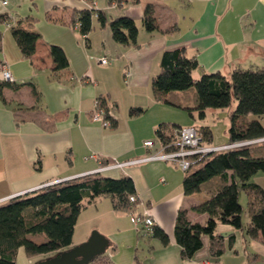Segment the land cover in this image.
<instances>
[{
    "label": "crops",
    "instance_id": "crops-1",
    "mask_svg": "<svg viewBox=\"0 0 264 264\" xmlns=\"http://www.w3.org/2000/svg\"><path fill=\"white\" fill-rule=\"evenodd\" d=\"M1 1L0 64H6L15 82L8 83L0 75V203L89 173L127 175L134 183L135 207L115 210L108 196L96 198L80 211L72 243L63 250L83 243L96 230L108 240L104 254L112 264H264L260 233L251 238L243 229L221 223L215 232L222 236L232 231L230 248L225 238L222 254L215 257L210 253L209 237L202 235L201 247L189 259L181 257L173 236L176 213L184 209L189 220L203 223L206 213L193 207L209 194H184V171L175 164L162 160L122 167L101 164L146 155L148 150L142 143L152 139L158 144L155 130L159 123L180 127L206 124L212 132V145L228 142L226 128L235 100L226 108L205 109L202 120L193 119L186 110L196 104L192 87L168 92L165 102L154 98L151 80L160 71L162 52L176 47L196 59L194 79L202 73L226 75L236 68L263 67L264 0H122L120 4L108 0ZM146 4L153 6L160 30L143 27ZM90 7L103 11L107 20L100 26L94 14L93 29L81 35L76 19L81 10ZM124 15L134 19L138 29L133 45L114 41L107 23ZM11 26L39 34L31 56L21 53ZM50 44L62 48L66 67L53 69ZM103 55L109 58L108 65L98 63ZM15 84L18 86L12 87ZM98 97L105 98L110 107L115 119L112 127L91 119ZM193 115L196 117L195 112ZM252 118L255 116H248ZM258 119L264 128V114ZM251 145H256L253 154L264 155V142ZM251 180L264 188V173L257 172ZM240 192L239 199L245 195ZM130 212H147L167 234L168 242L140 235L129 219ZM244 216L245 226L249 221L246 210ZM54 254L29 257L19 247L15 264H36Z\"/></svg>",
    "mask_w": 264,
    "mask_h": 264
},
{
    "label": "trees",
    "instance_id": "trees-1",
    "mask_svg": "<svg viewBox=\"0 0 264 264\" xmlns=\"http://www.w3.org/2000/svg\"><path fill=\"white\" fill-rule=\"evenodd\" d=\"M121 1L108 0L109 3L116 4ZM94 14L99 25H105L107 19L103 11L91 7L83 9L76 19L81 35H87L93 29ZM141 21L147 31L160 30L151 4L145 5ZM107 23L114 41L124 45L136 43L138 29L134 19L124 15L110 19ZM10 30L21 53L26 57L31 56L39 34L19 26H11ZM49 54L53 59L54 70L68 65L60 46L50 44ZM197 66L196 59L187 56L182 47L164 50L160 58V71L151 80L154 98L168 102L165 97L168 92L192 87L196 104L186 110L193 119L199 120L204 118L205 109L226 108L235 100L236 105L229 115V125L226 128L228 142L263 136L264 128L258 118L264 114V66L236 68L226 75L218 71L202 73L194 79L192 70ZM17 86L15 84L12 87ZM32 93L37 96L33 86ZM97 99L105 110L104 118L109 119V127H112L115 119L110 107L105 98ZM249 115H254L255 118L248 119ZM193 126L200 136V144L212 145L210 127L206 124ZM180 128L182 127L175 124L159 123L155 130L157 143L166 149L174 148L172 144L177 141ZM256 145L204 153L184 170L182 192L189 195L205 191L209 196L193 207L197 212L206 213L207 218L203 223L189 220L184 209H179L176 213L173 236L180 246L183 259H189L201 247L202 235L209 237L210 253L215 257L222 254L225 238L228 239L227 246L231 247L234 234L227 237L217 234L215 231L218 223L229 225L234 230L243 229L251 238L260 233L264 244V188L251 180L257 172L264 173V155L253 154L252 147ZM110 162L105 160L101 164ZM240 191L246 196L249 221L245 226L241 221L242 206L238 198ZM130 195L136 197L131 177H107L94 172L11 197L0 203V264H15L19 247L29 257L57 253L69 247L82 208L100 196H108L115 210L130 211L138 202L137 198L130 202ZM138 232L140 235L158 238L162 244L168 242L167 234L155 223L148 233L141 230ZM40 234L44 235L43 240L34 238ZM88 264L112 263L102 253Z\"/></svg>",
    "mask_w": 264,
    "mask_h": 264
},
{
    "label": "built area",
    "instance_id": "built-area-1",
    "mask_svg": "<svg viewBox=\"0 0 264 264\" xmlns=\"http://www.w3.org/2000/svg\"><path fill=\"white\" fill-rule=\"evenodd\" d=\"M2 4H6L7 0H2ZM79 25V22H76ZM100 65H108L110 60L107 56L103 55L98 58ZM0 75L2 80L8 83H14L15 79L10 73L5 63L0 64ZM105 110L100 106L99 99L94 101V108L91 112V119L100 123L103 127H109L110 121L104 118ZM264 142V135L255 137L253 139L238 140L234 142H226L219 145H201L200 136L197 133L194 126H184L178 130L177 141L172 145L174 148L166 149L163 145H155V141L152 139H146L143 141V146L148 150L147 154L140 158L130 159L128 161H114L109 163L116 167H122L124 165L140 163L148 160H162L175 164L180 170H187L192 163H194L198 157L204 153L218 150H225L240 146L251 145L255 143ZM106 164V165H109ZM134 195L129 196V201L135 200ZM130 221L136 226L137 230H141L144 233L150 231L151 226L154 224V219L147 213H128Z\"/></svg>",
    "mask_w": 264,
    "mask_h": 264
},
{
    "label": "water",
    "instance_id": "water-1",
    "mask_svg": "<svg viewBox=\"0 0 264 264\" xmlns=\"http://www.w3.org/2000/svg\"><path fill=\"white\" fill-rule=\"evenodd\" d=\"M232 231L222 233L228 235ZM108 246V240L98 231L93 230L89 238L83 243L69 249L59 251L46 257L36 264H88L95 256L104 253Z\"/></svg>",
    "mask_w": 264,
    "mask_h": 264
},
{
    "label": "rangeland",
    "instance_id": "rangeland-1",
    "mask_svg": "<svg viewBox=\"0 0 264 264\" xmlns=\"http://www.w3.org/2000/svg\"><path fill=\"white\" fill-rule=\"evenodd\" d=\"M223 144H224V143H223ZM240 193H241V192H240ZM242 195H243V194H242ZM239 200H240V202L242 203L241 206H243V207H242V211H241V215H242V218H241L242 220H241V221L244 222V218H245V216H244V212H245V210H246V209H245V208H246V207H245V206H246V205H245V202H246L245 195H243V198H240ZM240 202H239V203H240ZM34 238H36L37 240H43L44 235L40 234V235L34 236Z\"/></svg>",
    "mask_w": 264,
    "mask_h": 264
}]
</instances>
